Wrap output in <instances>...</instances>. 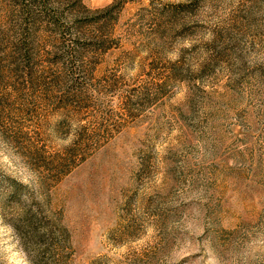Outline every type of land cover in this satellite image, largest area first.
<instances>
[{
  "label": "rangeland",
  "instance_id": "rangeland-1",
  "mask_svg": "<svg viewBox=\"0 0 264 264\" xmlns=\"http://www.w3.org/2000/svg\"><path fill=\"white\" fill-rule=\"evenodd\" d=\"M24 3L0 0V264H264V0H127L44 23L30 62Z\"/></svg>",
  "mask_w": 264,
  "mask_h": 264
},
{
  "label": "trees",
  "instance_id": "trees-1",
  "mask_svg": "<svg viewBox=\"0 0 264 264\" xmlns=\"http://www.w3.org/2000/svg\"><path fill=\"white\" fill-rule=\"evenodd\" d=\"M24 2V6L22 7V11L20 13L22 33L19 37V45L17 46L16 53L22 58V60L24 59L25 61L30 62V52L33 48L32 42H35V40L37 41L40 27L44 23L53 26V34L61 33L62 36H66L68 31H71L74 27H78L79 24H81L80 21L83 23L85 22V27L93 26L94 28H102L104 25H99L101 22H104L102 18H107L109 14L111 15L113 13V11H119L127 2V0H113L110 5L97 11H92L87 8L82 0H73L75 12L73 13L74 16L72 17V21L68 24L64 22L65 19L62 17L63 13L59 12V9H54L55 7H53V9L50 8L48 6V2H43V0H24ZM101 13L104 14L102 15ZM98 15L100 16L97 17ZM84 36H86L85 38L90 42L95 50H97L100 46L104 47V49L108 48L104 46L105 39L99 34V32L94 33V35L84 33ZM55 38L57 37L55 36ZM57 40L60 41L62 38H57ZM53 42L54 40L51 42L54 47L55 43ZM13 184L16 185L14 182ZM36 218L37 215L35 216V214L29 212L28 209H26L24 212V219L28 221L27 224L32 235L39 239L45 237L46 235L48 236L47 232H41L32 229H36V227H33ZM49 241L50 240L48 239L44 244H42L43 247H41V249H43L41 253H39L40 255L42 253L46 254V251L51 248V243Z\"/></svg>",
  "mask_w": 264,
  "mask_h": 264
}]
</instances>
